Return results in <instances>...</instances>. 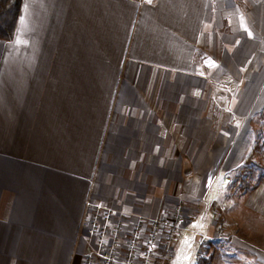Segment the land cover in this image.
Returning a JSON list of instances; mask_svg holds the SVG:
<instances>
[{
    "label": "crops",
    "instance_id": "1",
    "mask_svg": "<svg viewBox=\"0 0 264 264\" xmlns=\"http://www.w3.org/2000/svg\"><path fill=\"white\" fill-rule=\"evenodd\" d=\"M258 11L264 0H20L0 38V264H83L88 203L138 220L209 193L231 147L210 149L225 124L208 116L215 71L242 83L224 127L264 106Z\"/></svg>",
    "mask_w": 264,
    "mask_h": 264
},
{
    "label": "rangeland",
    "instance_id": "2",
    "mask_svg": "<svg viewBox=\"0 0 264 264\" xmlns=\"http://www.w3.org/2000/svg\"><path fill=\"white\" fill-rule=\"evenodd\" d=\"M252 5L251 8H261L258 4ZM241 7L250 8L243 1ZM256 25L263 28V32L258 33L264 37V13H256ZM260 43L257 41L256 64L250 65V68L260 62L258 68L264 67V47H259ZM229 68L216 70L213 74L218 80L212 84L208 116L214 124L217 121L220 125L223 122L227 124L228 117L224 110L228 97L232 90L236 92L242 86L237 79L239 70L234 66ZM224 126L214 128L224 137L218 134V142L213 143L210 149L221 150L220 142L226 143L228 138L231 139V147L227 146L229 154L218 162L219 165L214 162L211 166L213 185L209 193L208 185L204 186L206 190L203 192L201 186L195 184V188L200 186L196 193H179L168 200L164 211L141 215L138 220L122 215L112 207L92 203L91 213L84 221L87 233L88 221L95 215L97 230L94 235L87 233L91 236V250L97 245L101 227L105 225L104 216L109 213V227L120 226L122 242L136 231L141 251L152 222L160 224L152 264H173L177 259L179 261L175 264H264V106L248 118L240 129L237 130L232 124V128ZM193 163L195 165L190 161L186 163L188 174L199 162ZM206 220L214 224L210 233L205 231L208 228ZM189 235L194 239V246L188 253ZM187 255L189 258L183 260V256Z\"/></svg>",
    "mask_w": 264,
    "mask_h": 264
},
{
    "label": "built area",
    "instance_id": "3",
    "mask_svg": "<svg viewBox=\"0 0 264 264\" xmlns=\"http://www.w3.org/2000/svg\"><path fill=\"white\" fill-rule=\"evenodd\" d=\"M92 206L91 203H88ZM104 216V215H103ZM105 225L101 227V235L98 238L95 249L90 250L85 256L83 264H152L160 224L152 222L147 235L143 240V250H140V243L136 231L122 242L120 239V226H110L111 218L109 213L104 216ZM97 230L95 215L88 221L87 233L94 235ZM108 234L105 237V234Z\"/></svg>",
    "mask_w": 264,
    "mask_h": 264
},
{
    "label": "trees",
    "instance_id": "4",
    "mask_svg": "<svg viewBox=\"0 0 264 264\" xmlns=\"http://www.w3.org/2000/svg\"><path fill=\"white\" fill-rule=\"evenodd\" d=\"M20 0H0V38L12 36L19 12Z\"/></svg>",
    "mask_w": 264,
    "mask_h": 264
}]
</instances>
